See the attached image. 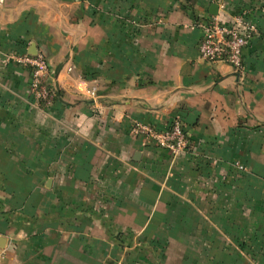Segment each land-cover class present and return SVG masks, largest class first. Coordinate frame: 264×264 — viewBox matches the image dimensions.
<instances>
[{
	"label": "crops",
	"instance_id": "0c3cea01",
	"mask_svg": "<svg viewBox=\"0 0 264 264\" xmlns=\"http://www.w3.org/2000/svg\"><path fill=\"white\" fill-rule=\"evenodd\" d=\"M213 4L259 29L241 72L200 58ZM176 119L186 153L131 134ZM0 238V264H264V0H0Z\"/></svg>",
	"mask_w": 264,
	"mask_h": 264
},
{
	"label": "built area",
	"instance_id": "2783aa9c",
	"mask_svg": "<svg viewBox=\"0 0 264 264\" xmlns=\"http://www.w3.org/2000/svg\"><path fill=\"white\" fill-rule=\"evenodd\" d=\"M224 6H221V9ZM203 37L199 44L200 58L212 64L225 63L241 72L244 67L243 53L259 29L247 14L235 18L234 22L223 21L220 16H212L201 24ZM21 66L31 70L30 91L36 105L50 108L56 98V92L48 86L50 68L43 53L30 55L24 53L14 58ZM131 134L143 140L145 145H153L173 155L186 153L191 149L189 134L180 119L173 121L170 127L158 130L151 125L136 123ZM240 169H244L239 165Z\"/></svg>",
	"mask_w": 264,
	"mask_h": 264
},
{
	"label": "water",
	"instance_id": "95a60500",
	"mask_svg": "<svg viewBox=\"0 0 264 264\" xmlns=\"http://www.w3.org/2000/svg\"><path fill=\"white\" fill-rule=\"evenodd\" d=\"M218 11H219V5L218 4H213L212 6H211V9H210V13L213 15V16H215V15H218ZM37 53H36V51L33 53V55H36ZM4 238H0V244L2 243H4Z\"/></svg>",
	"mask_w": 264,
	"mask_h": 264
}]
</instances>
